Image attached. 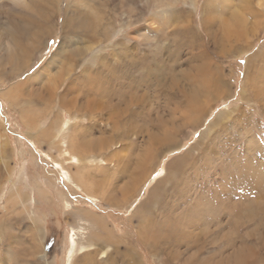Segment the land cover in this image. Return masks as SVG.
Returning <instances> with one entry per match:
<instances>
[{
    "label": "rangeland",
    "instance_id": "obj_1",
    "mask_svg": "<svg viewBox=\"0 0 264 264\" xmlns=\"http://www.w3.org/2000/svg\"><path fill=\"white\" fill-rule=\"evenodd\" d=\"M245 1L227 0L229 8H237L242 13L224 12L225 17L223 13H215V8L222 9L221 0H28V5L0 0V206L16 191L14 184L22 195L30 196V201L23 204L30 206L29 210L22 215L25 225H30L32 232L41 236L44 255L36 262L68 264L69 253L75 247L77 256L86 251L97 252L95 260L102 264H129L131 260H137L138 264H264V91L257 92L259 88L255 89L257 86L251 82L253 74L264 78V20L249 38L224 41V53L216 50L220 40L209 36L203 22L206 17L212 19L218 38L225 32L230 15L241 14V18H245V30L250 29L258 13ZM167 5L169 22H165L163 14ZM213 10L214 15H218L217 20L213 18ZM152 18L160 21L159 28L152 24ZM187 26L191 32L185 31ZM139 29L146 37L134 34ZM8 45L11 49L17 45L25 52L19 60L29 64L22 68L18 66L19 60L16 64L10 62ZM88 45L92 46L90 50H86ZM76 49H80L78 53L74 52ZM129 55L136 56L137 61L129 59ZM249 57H253L250 65L247 64ZM209 61L224 71V95L208 105L202 122L183 128L178 138L181 145L159 158L154 171L139 185L136 194L116 206L93 191L92 185L84 186L79 182L75 177L78 173L89 172L95 177L105 172L99 168L102 166L111 173L117 172L116 162L107 157L131 141L140 144L142 138L134 134L101 153H87L83 158L70 151L69 135L76 131L75 124H94L96 130L90 134L94 137L109 136L113 129L111 123L98 124L90 121L86 114L63 106L61 97L68 83L79 85L75 77L88 67L93 72V81L108 91L112 82L117 81L114 78L122 82L128 79V70L133 78L138 76L139 81L150 65L157 69L164 64L172 69L167 76L174 78L181 75V70L185 74L183 71L191 65ZM42 69L46 76L41 79L38 74ZM68 69L71 72L67 75ZM57 72L66 74L64 79L58 77ZM181 77L187 79L184 75ZM28 80L17 99L4 95L9 88ZM186 81L183 82L186 85L192 82ZM81 86L75 92L77 95L79 91L101 95L91 85L90 90ZM42 88L55 95L50 114L43 112L47 102L39 96ZM152 88H148L144 107L134 104L131 109L148 112L153 108L164 112L167 118L179 117L180 111L186 108L182 95L170 100L177 105L176 114H170L173 103L166 106L169 99L162 92L159 95L158 88ZM57 114L70 120L63 143L60 136L53 137L54 133L39 135L41 126H46ZM23 115L27 118L34 115L37 127H30ZM218 118L220 122L216 121ZM144 121L146 119L139 120L142 124ZM184 155L188 156V161H181V165L169 171L168 165ZM258 173L262 175V184L256 183ZM183 175L190 180L191 189L187 193L170 188ZM162 178L165 181L160 182L159 188L162 187L163 193L166 186L170 195L160 192L148 202V193ZM159 196L165 197L162 200ZM200 199L203 205L201 214L197 215L196 202ZM19 203L13 206L16 211L21 207ZM83 207L104 217L112 227V234H106L108 228L92 229L83 224L76 215ZM163 214L170 218L175 231L171 234L175 236L168 242L166 251L162 247L154 251L142 241L138 226L146 222L147 216L160 223ZM12 218L10 226L19 236L21 223L18 225L17 216ZM91 232L105 238L112 235L113 241L121 238L128 244L119 241V246L112 243L108 249H103L89 241ZM79 242L85 247L78 251ZM134 253L136 257L131 256ZM74 256L69 264H75L77 256Z\"/></svg>",
    "mask_w": 264,
    "mask_h": 264
},
{
    "label": "bare ground",
    "instance_id": "obj_2",
    "mask_svg": "<svg viewBox=\"0 0 264 264\" xmlns=\"http://www.w3.org/2000/svg\"><path fill=\"white\" fill-rule=\"evenodd\" d=\"M12 1H14L17 5L18 4L28 5L27 4L28 0H12ZM226 1L227 0H221L222 9L218 10L217 8H215L216 14L223 13L222 16L224 15L226 17L227 14H225L224 12L234 13V14L242 13L237 8L236 10L233 8H229L228 6L230 4L229 5L226 4ZM245 2L247 4H250V6L253 7V9L255 8V13H258L257 20L253 21V25L251 24L252 26L250 29L245 30V26H246L244 25L245 18L242 19L241 14L240 15H237V14L230 15L231 16L230 21L227 24H225L226 25L225 27L222 26L224 27V31H225L221 36L222 38L221 37L218 38V33L215 32L216 28H213L212 26L213 22L211 23L212 19H208L207 17L204 18L203 20L205 24L204 28L208 32L209 36L212 37L215 41L218 39L220 40V43H217L216 45L217 46L216 50L219 53L226 52L225 49H223L224 41L233 42V41H240L242 39L249 38L250 33H252L253 31H256L257 27L260 25V22L264 20L263 18L264 17L263 16L264 0H246ZM213 7L214 5H212V8ZM224 9L226 11H224ZM169 11H170L169 6L164 8L163 14H164L165 22H169V14H170ZM212 15H213V18L217 20V17L215 16H218V15H214V10H213ZM150 21L152 22L154 26L159 28L160 21H157L154 18L150 19ZM82 22L85 25L86 22L84 20ZM20 25H23V24H20ZM81 26L83 25L81 24ZM24 29H27V27ZM185 31L191 32L192 29L190 28V26H187ZM141 32L142 31L139 29L134 34L137 36L142 35L143 37H146V35H143ZM34 41L35 40H33V42ZM246 45L250 46L248 41H246ZM14 47L15 46H13V48L11 49V47L8 45V49H10L9 50L10 55L7 58L8 59L11 58L10 62H13L14 64H16L17 60L23 58L21 57V55H23V53L25 54V52L19 50V47L17 45L15 48ZM91 47L92 46L88 45L86 50L87 49L90 50ZM79 50L80 49H76L74 52L78 53ZM133 55L131 56L129 55L128 58L131 60L134 59V62H136L137 61V59H135L136 56H133ZM251 62H253V57L248 58L247 64L250 65ZM18 63H20L18 64V66L20 67L22 66V68L24 66H27V64H29L28 61L21 62V60H19ZM150 66L151 67H149L148 69L149 71L146 74L144 72L145 75H143L142 80L138 81L137 79L139 78L138 76L137 78H133L129 70L128 72H126L128 75V79L126 81L122 82L118 80V77L114 78L117 81L112 82L113 85L111 88H109L108 91L93 81V79L91 78V76H93V72L91 71V69H88V67H86L84 71L81 72L82 75L79 74L75 77V80H76L75 82L79 83V85H74L73 82L71 81L70 83H68L69 85L66 91L62 93V97H61L62 99L61 102L63 106H66L70 110L75 109L78 112V114H81V115L86 114L89 117L90 121L91 120L97 121L98 124L102 121L103 123L104 122L111 123L112 129H113V131H111L109 136H105V135L95 136V137L90 136L91 133L87 129H80V130L73 132L72 135L70 136L69 148L70 150L72 149L73 153H77V155H79L80 158H83L84 155H88L87 153H101L105 151L106 149L110 148L111 145L118 143V141H121V140L124 141L125 139H129L134 134L142 138L141 139L142 141L140 144L138 141H135V142L131 141V143L128 144V146L126 144L125 146L120 147L119 150L113 151L110 157H107V159L114 160L116 162V165L114 164V166H117L118 168L117 172L114 171L111 173V170L105 169L106 166L104 167L102 166L99 168L103 169V171L105 172H103V174L101 173L100 175H96L95 177H92L91 173L89 172L87 174L86 172L85 173L80 172L75 176L81 184H83L84 186L92 185L94 188L92 189L93 191L97 192L98 194L99 193L102 194L105 200L107 199L106 201L116 206H119L120 203L125 202L132 195L137 193V188L139 187V185L143 183L154 171L159 158L162 155H164L166 152L173 150L176 147V145L177 146L181 145L180 144L181 141L178 138L181 137L183 130H184L183 128L188 127V125L196 126L200 122H202L204 113L206 112L208 105L211 102H214L215 100H217L222 95H224L223 93L225 91V82L223 79L224 71L220 69L219 67L215 66V64L212 63V61H209L208 64L203 63V64L191 65L188 68V70L186 68L185 71H183L185 74H182V70H181L180 71L181 75L174 77L175 79L172 78V76L171 78L167 76V74H170V71H172V69H170L168 65L161 64V68H157V69H155L152 65ZM106 68L109 69V67H106ZM42 70L38 74L41 79L44 76H46L45 70L43 71ZM66 72H67L66 74L68 75V73L70 74L71 70L68 69ZM66 74H63L62 72L56 73L58 77H63V79ZM182 75L187 77L186 80H188V82L190 81L192 82L187 83V85L184 84L183 82L186 80H182V77H181ZM200 75H204V77H201ZM193 76H198V77L196 80L195 79L191 80ZM166 77L170 78V80ZM201 78L203 79L200 81L199 79ZM251 78H253L251 82L253 84L255 83L254 85L257 86V88L255 89L259 88L257 92H260L261 90L264 91V78H261L254 74L251 76ZM29 80L26 82H23L19 86L16 85L12 88H9V90L4 92V95L6 97H10V99H17L21 95L20 92H23L24 87L26 86L27 83H29ZM37 80H39V78H37ZM194 81L195 83L197 82L196 85H192ZM82 84H83V87L86 86L88 87L89 90L91 89L90 85L92 88L95 87L94 89L98 90L101 93V95H93L91 93H88V92L84 93L82 91H79L77 95L75 92L79 88H82L81 86ZM152 86L153 88L154 87L158 88L159 95L162 92L165 94L167 99H169L168 100L169 103L166 106H169V104L171 105V103H173L174 108L172 109V111L169 110L170 114L174 112H175L174 114H176V110H177V105L175 104V101H171L170 103V100H175L176 96L180 97V95H182L181 97L183 99L182 104L186 105V108L183 107L184 109L180 111L181 114L179 117L176 118V115L175 117L170 115L167 118L164 116V112L160 110L155 111L153 108H150L148 112L141 110V109L140 110L131 109L132 105L134 104H138L140 106L143 105L144 107V103L146 102V100H148V96H147L148 88L150 89L152 88ZM41 90L42 91L41 93H39V96L41 100H43L44 103L47 102V106L46 107L44 106L43 112L46 114H50L53 111L51 109V107L53 106L50 107V105L55 97L54 92L50 93L49 90L44 89V88H42ZM152 116H155V118L152 119L153 118ZM23 117L27 121V124L30 125V127L33 126L34 129L37 127V125L34 126L36 124V119H37L34 117V115H30L28 116V118L26 115H23ZM94 117L95 118L97 117L98 120H96ZM124 119H127V121H125ZM141 119L142 120L146 119V122L144 121V124H142L141 122H139V120ZM217 120L219 121V118L216 119V121ZM178 121H180V123ZM182 122H184L185 125L181 124ZM215 125L217 124L215 123ZM69 127H70V120H67L66 118H62L60 115L57 114L55 115L54 118L52 119L50 118L46 126H41L42 129L39 135L47 136V135L54 133L53 137L60 136L61 141L63 143L65 142L66 134L68 133L67 130L69 129ZM181 161L182 163L187 162L188 156L184 155L183 157H178V160L172 161L168 165V170L171 171V169H173L176 165H179ZM185 175H186V172H185ZM185 175H183V177L180 178L178 181L174 182L172 187L170 188L172 189L175 188L176 190L179 189L185 193L189 192L191 189L190 183H189L190 180H188L186 178L187 176L185 177ZM124 176L126 177L125 179L123 178ZM256 176H257V178L255 177L256 183L262 184L261 182L262 175L258 173V175ZM169 177L170 176L168 175V178ZM8 178L9 179L11 178V174H9ZM172 180H174L173 175H172ZM161 181H165V179L162 178L156 184H154V186L151 188L150 192L148 193V202L154 199L157 193L161 192L162 187L159 188L161 186L160 185ZM38 184L39 186H41V183H38ZM13 188L16 190L15 191L16 193L14 192L15 195H12L14 193H11L10 198H8L7 202L3 204L2 206H0V264H37L38 263L36 262L37 258H41V256L44 255L43 249H42V243L40 242L41 239L39 238L41 236H38L36 232H32V227L30 225H27V226L25 225V222H23L25 221V217H23L22 215L23 212H26L27 210H29L28 207L30 206L27 207L23 204L26 203V201L27 202L30 201V196L27 197V196L22 195L19 187L16 184L13 185ZM168 191H169V188L165 186L163 188V193L162 192L161 193L164 194L165 196H168L170 195V192ZM60 193L62 194V192ZM165 196H162V197L159 196L160 198L158 197L157 198L163 200ZM16 202L18 203L20 202L19 204H21V207L16 206L17 208H20L17 211L16 209L13 208ZM202 203L203 201L201 199L196 202L197 204L196 207L198 208L196 212L197 215L201 214V209L203 205ZM76 215L80 218V221L83 224L90 226L92 229L93 227L99 228L102 226V229L103 227L105 229L106 228L109 229L108 231H106V234L112 231V227L105 221L104 217L92 214V212L89 209H87V207L78 209V211L76 212ZM12 216H17L18 225L21 223L20 226L22 228V232H20L21 235L19 236H17L16 230L12 229L10 226V221L13 220ZM162 216H163L162 218L163 220L160 223L155 222L152 218L147 216L145 218L146 222L144 224H139L138 226L137 232L139 233L142 241L146 243L150 247L151 250H154V251H156L155 249L159 251L160 249L159 247H162L166 251V249L168 248L167 247L168 242L172 240L173 237L175 236L171 234L172 231H174V228L172 227V223L169 222L170 218L165 216L164 214ZM85 229L87 228H84V230ZM93 232H91L89 236V241H92L96 245H100L103 249H108L110 246L109 244H112V243L113 245L115 243L117 246H119L120 243L121 244L124 243V241H121V238L118 239L117 241H113L112 235L107 236V238H105V237H100L98 235H95ZM93 240H97V241L95 242ZM119 241L121 242L119 243ZM125 244H128V243H124V245ZM76 247L79 251L82 247H85V245L79 242L77 243ZM118 248H121V247H118ZM134 250L136 252V249ZM76 253L77 251L75 250V247L71 249L69 253V257H68V264L71 260V257L74 254L75 256H77ZM123 254H127V253L123 252ZM96 255L98 256V253L95 251H86L78 255L77 257L74 256L75 257L74 262L75 264H102L95 260ZM131 256H135V253ZM112 264H115V263L113 262ZM129 264H138V262L137 260L135 261L131 260Z\"/></svg>",
    "mask_w": 264,
    "mask_h": 264
},
{
    "label": "crops",
    "instance_id": "obj_3",
    "mask_svg": "<svg viewBox=\"0 0 264 264\" xmlns=\"http://www.w3.org/2000/svg\"><path fill=\"white\" fill-rule=\"evenodd\" d=\"M91 127L94 129V128H96V126L94 125V124H92V123H86V124H79V123H77V124H75L74 126H73V129L74 130H80V129H87L90 133H92L93 131H95L96 129H94V130H92L91 129ZM73 133V132H72ZM72 133H70V135L69 136H71L72 135ZM69 141H70V137H69ZM70 151H72V149L70 150ZM73 152V151H72ZM67 194H70V193H67ZM70 197V199H71V196H69ZM72 200V199H71ZM74 202H75V204H76V201L75 200H73ZM62 205V204H61ZM63 208V207H62ZM64 209V208H63ZM69 210H70V208H69Z\"/></svg>",
    "mask_w": 264,
    "mask_h": 264
}]
</instances>
